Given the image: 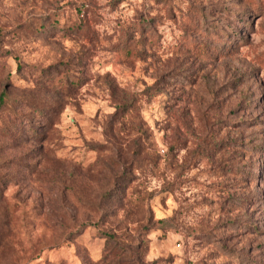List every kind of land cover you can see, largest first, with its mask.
Returning a JSON list of instances; mask_svg holds the SVG:
<instances>
[{
	"label": "rangeland",
	"instance_id": "1",
	"mask_svg": "<svg viewBox=\"0 0 264 264\" xmlns=\"http://www.w3.org/2000/svg\"><path fill=\"white\" fill-rule=\"evenodd\" d=\"M0 264H264V0H0Z\"/></svg>",
	"mask_w": 264,
	"mask_h": 264
},
{
	"label": "trees",
	"instance_id": "2",
	"mask_svg": "<svg viewBox=\"0 0 264 264\" xmlns=\"http://www.w3.org/2000/svg\"><path fill=\"white\" fill-rule=\"evenodd\" d=\"M6 96H7V94L6 93H3L2 96L0 97V108L5 105V103H6L5 102L6 101L5 97ZM117 264H120V263H117Z\"/></svg>",
	"mask_w": 264,
	"mask_h": 264
}]
</instances>
